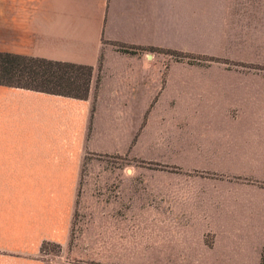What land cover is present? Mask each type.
Returning a JSON list of instances; mask_svg holds the SVG:
<instances>
[{
	"label": "rangeland",
	"instance_id": "1",
	"mask_svg": "<svg viewBox=\"0 0 264 264\" xmlns=\"http://www.w3.org/2000/svg\"><path fill=\"white\" fill-rule=\"evenodd\" d=\"M169 12L154 51L102 53L74 176L7 179L53 239L45 264H217L197 243L211 246L217 198L264 189V62L248 50L264 35V0H176ZM106 57L139 58L122 68L151 88L100 97L113 84Z\"/></svg>",
	"mask_w": 264,
	"mask_h": 264
},
{
	"label": "crops",
	"instance_id": "2",
	"mask_svg": "<svg viewBox=\"0 0 264 264\" xmlns=\"http://www.w3.org/2000/svg\"><path fill=\"white\" fill-rule=\"evenodd\" d=\"M171 1V9L162 12L161 0H0L1 53L93 67L87 100L0 86V264H45L40 248L53 240L46 236V225L32 212L25 214L23 202H15L16 189L7 179L74 176L88 145L102 53L111 50L112 43L158 46L161 18L170 16L176 0ZM261 39L248 50L254 49L255 59L264 62V35ZM102 64L106 75L115 78L111 86H100V97L105 90L111 97H137L140 90L151 88L138 68H122L137 67L142 64L139 58L106 57ZM215 214L211 246L204 236L197 241L202 251L217 264H260L264 189L230 187L225 197L217 198Z\"/></svg>",
	"mask_w": 264,
	"mask_h": 264
},
{
	"label": "trees",
	"instance_id": "3",
	"mask_svg": "<svg viewBox=\"0 0 264 264\" xmlns=\"http://www.w3.org/2000/svg\"><path fill=\"white\" fill-rule=\"evenodd\" d=\"M121 49H128L119 45ZM131 48V47H130ZM154 51L153 48H150ZM93 67L0 52V86L87 100ZM93 107L91 108V112ZM49 243H43V247ZM260 264H264V249Z\"/></svg>",
	"mask_w": 264,
	"mask_h": 264
}]
</instances>
